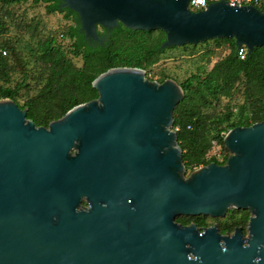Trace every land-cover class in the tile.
Returning a JSON list of instances; mask_svg holds the SVG:
<instances>
[{
  "label": "water",
  "instance_id": "1",
  "mask_svg": "<svg viewBox=\"0 0 264 264\" xmlns=\"http://www.w3.org/2000/svg\"><path fill=\"white\" fill-rule=\"evenodd\" d=\"M187 1L60 0V7L99 44V27L120 23L161 30L159 49L214 38H233L246 53L264 46L260 8L218 0L191 11ZM91 86L96 98L46 127L0 99V264H264V119L223 134V164L185 175L171 130L183 97L173 79L113 67ZM228 206L252 212L249 239L236 228L224 236L174 221L219 216Z\"/></svg>",
  "mask_w": 264,
  "mask_h": 264
},
{
  "label": "trees",
  "instance_id": "2",
  "mask_svg": "<svg viewBox=\"0 0 264 264\" xmlns=\"http://www.w3.org/2000/svg\"><path fill=\"white\" fill-rule=\"evenodd\" d=\"M20 1L24 0H0V6ZM31 2L43 3L47 14L62 13L70 20L57 36L48 33L34 41L30 54L36 70L29 74L16 56L18 39L11 41L2 36L6 26L4 14L0 13V99H11L20 109L24 108L25 117L35 125L45 126L73 106L96 98L97 92L91 81L107 69L135 67L142 69L145 77L148 68L166 49L177 47L159 49L164 40V33L159 29L131 30L120 23L112 28L99 27L97 32L102 39V44H99L84 37L76 13L67 7H60V0ZM262 6L261 1V10ZM21 29L33 36L35 26L26 23ZM210 40L215 47L227 44L228 52L212 62L208 69L190 73L176 81L183 97L173 108L171 130L175 132L185 170L209 162L223 164L229 154L222 143L223 134L235 126H248L264 119V46L254 47L243 59L236 55L233 38L183 44L179 45V50L194 49ZM74 58L79 59L80 64L76 65ZM11 60L24 72L10 86V74L14 69ZM167 77L162 75L156 82H162ZM29 80L34 81L36 89L30 95L25 94L19 103L18 93L27 89ZM236 95L241 97V101L233 106L228 104ZM221 100L225 103L220 104ZM211 140L219 145L221 160L210 155ZM176 219L183 218L179 216Z\"/></svg>",
  "mask_w": 264,
  "mask_h": 264
},
{
  "label": "rangeland",
  "instance_id": "3",
  "mask_svg": "<svg viewBox=\"0 0 264 264\" xmlns=\"http://www.w3.org/2000/svg\"><path fill=\"white\" fill-rule=\"evenodd\" d=\"M263 2L264 10V0ZM0 13L4 14L6 30L2 34L3 37L13 41L18 39L16 45L17 57L20 59L22 66H24L29 74H32L36 70L35 63L31 58L30 52H32L33 43L38 38H43L46 34L51 33L57 36L62 29L70 23L69 19L63 17L62 13L54 12L47 14L44 11V4H33L31 0H24L17 3H13L7 6H0ZM29 23L35 26L33 36L29 32H24L21 27L24 24ZM180 47H173L166 49L160 56L158 61L150 66L145 74L146 78L155 80L162 75L168 76L167 78L173 79L175 82L184 79L190 73L208 69L212 62L217 58L224 56L229 48L227 44H221L215 47L214 42L211 40L205 44L197 45L194 49L179 50ZM212 51V53H210ZM11 57V56H10ZM8 57V59H12ZM73 62L78 65L80 60L73 59ZM24 63V64H23ZM10 64L14 69L11 71V82L9 85H13L16 80L22 77L23 72L17 64L11 60ZM36 89V85L33 80H29L27 89L20 90L18 95V102L21 103L25 97V94H32ZM240 97L236 95L234 98L228 101V104H236L241 101ZM225 100H221L220 104L225 103ZM222 152V151H221ZM191 170H185L187 175Z\"/></svg>",
  "mask_w": 264,
  "mask_h": 264
},
{
  "label": "flooded vegetation",
  "instance_id": "4",
  "mask_svg": "<svg viewBox=\"0 0 264 264\" xmlns=\"http://www.w3.org/2000/svg\"><path fill=\"white\" fill-rule=\"evenodd\" d=\"M43 126V125H35ZM47 124L43 127H46ZM72 152V149H71ZM88 205L86 199L81 197L78 207L86 208ZM183 219L177 220V217ZM249 217H252V212L248 208H235L228 206L224 213L219 216L209 215H195V216H184L178 215L174 217V221L183 226L193 224L198 231H202L203 228L213 227L216 229L219 235L230 236L234 233L235 228L239 229V233L249 239L248 222ZM246 244V242H242Z\"/></svg>",
  "mask_w": 264,
  "mask_h": 264
},
{
  "label": "built area",
  "instance_id": "5",
  "mask_svg": "<svg viewBox=\"0 0 264 264\" xmlns=\"http://www.w3.org/2000/svg\"><path fill=\"white\" fill-rule=\"evenodd\" d=\"M213 1H218V0H188L187 8L191 11H196L204 8L208 3ZM223 1H225L230 6L251 4L258 8L261 3L260 0H223ZM245 54H246V47L243 44L236 47V55L239 59H243ZM239 99H241V97ZM232 110H234V108H232ZM210 145H211L210 155L215 157L217 160H221V150L217 142L215 140H211Z\"/></svg>",
  "mask_w": 264,
  "mask_h": 264
}]
</instances>
